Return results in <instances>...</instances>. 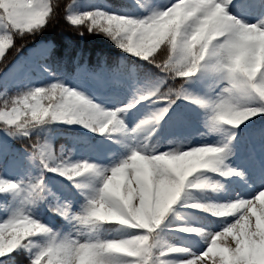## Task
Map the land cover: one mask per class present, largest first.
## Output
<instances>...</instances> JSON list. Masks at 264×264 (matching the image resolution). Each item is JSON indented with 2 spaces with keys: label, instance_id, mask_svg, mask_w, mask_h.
I'll list each match as a JSON object with an SVG mask.
<instances>
[{
  "label": "clouds",
  "instance_id": "obj_1",
  "mask_svg": "<svg viewBox=\"0 0 264 264\" xmlns=\"http://www.w3.org/2000/svg\"><path fill=\"white\" fill-rule=\"evenodd\" d=\"M72 2L27 0L26 14L10 18L11 0H0V74L28 44L60 25L81 37L108 39L158 69L157 78L111 108L65 83L62 75L46 83L0 81V132L17 139L37 167L65 177L84 197L80 210H74L72 198L52 196L43 171L22 184H0V192L25 194L0 221V256L26 250L23 264H186L177 254L188 250L186 242L202 240L201 264H226L218 245L231 252L230 264H264V186L246 192L254 181L236 162L240 134L264 121V12L242 15L237 0H125L119 5L103 0L84 10H73ZM255 3L264 9V0ZM41 67L56 75L49 65ZM198 74L214 80L205 94L188 87ZM181 99L204 110L206 131L197 135H215L213 142L193 143V135L170 124V111ZM141 102L147 110L130 127V110ZM53 124L81 125L129 154L110 168L75 158V144L33 135ZM169 160L182 165L178 170L157 167ZM144 164L154 183L169 177L167 197L160 205L154 197L149 215L136 211L141 206L138 171ZM121 170L127 174L124 194L134 193L130 203L112 192ZM42 202L70 225L68 231L38 218ZM178 204L219 218L223 226L214 231L211 219L195 224L189 219L194 213L177 211Z\"/></svg>",
  "mask_w": 264,
  "mask_h": 264
},
{
  "label": "rangeland",
  "instance_id": "obj_2",
  "mask_svg": "<svg viewBox=\"0 0 264 264\" xmlns=\"http://www.w3.org/2000/svg\"><path fill=\"white\" fill-rule=\"evenodd\" d=\"M101 2H103V0ZM89 3L90 0H73L72 9L81 10L88 6ZM242 15L251 18V15L247 11H244ZM50 45H52V42L48 40H41L35 45H29L25 49V52L19 53L16 57H14L5 72L0 74V81L14 84L19 80L27 78L33 80L36 83H42L47 73L39 65L38 59L45 56L49 52L51 49ZM209 77L210 76H200L198 74L188 87L192 92L201 94L198 90V86L206 83V81L209 80ZM70 85L78 88L80 91L85 92L93 100L101 103L105 107L111 108L127 103L133 95L134 88L138 85L144 84H140L135 77L125 83L124 79L117 73L100 76L89 70H83L82 72H77L74 75ZM142 105L145 106L142 107ZM146 110V102H141V105H137L135 109L130 110L128 117L129 126L131 127ZM188 113H195L200 116L202 120L204 119V110L199 108V106L195 105L191 101L185 99H181L177 105H174L169 115H173L177 128L182 129L183 118ZM63 125L78 129L81 131V133L72 134L70 139V133L66 135L62 133V131L58 130L57 127H54L53 129L47 130L44 137L51 138L55 144L61 143L58 142L59 138L67 137L70 140L69 144H75L77 147L75 158H89L110 168L113 164H116L115 159H124L129 154V152L126 151L127 148L116 144L115 141L110 140L107 137H100L97 141H93L90 134L97 133H92L81 125ZM203 131H206V129L202 130V132ZM215 139V135L208 137H200L198 135L193 143L213 142ZM11 141L12 137L0 132V178L6 180H15L22 184V182H27L30 179L34 180L35 178L39 177L43 171L45 182L52 190V196L61 195L63 198H72L73 200V194L81 195L79 190L76 189L75 185H73L65 177L60 176L58 173L42 170L41 168L37 167L36 164L29 159L30 154L25 149H18L14 147ZM262 146L264 148V144H262ZM247 169L250 172L254 183L252 184V187L246 188L245 191L252 192L257 187L264 186V184L261 183V178H264V169H259L258 167L252 166L248 167ZM24 195L25 194L20 191L0 192V221L8 217L10 214L9 209L17 206L24 198ZM197 195H200L198 191ZM52 196H50L49 199H52ZM213 198L223 199L224 197L221 195L214 196ZM46 205V202H42L40 204L39 208L37 209L38 218H42L44 222L49 223L53 227H57L56 223L53 221L52 215L46 213ZM73 208L76 211L80 210V207L75 206L74 202ZM176 209L177 211L181 212L194 213V215L189 217V219H191V221L195 224H200L201 214L199 213V210L185 209L183 208L182 204H178ZM171 219L172 216L169 217V220ZM165 223H168V221ZM222 226L223 225L216 222L213 230H219ZM165 231L174 233V230L171 229H165ZM184 247H186L191 252H199L203 250L204 242L202 240L196 242L188 241L184 244ZM217 247L220 248L226 255V264H230V262L233 260V256L229 249L220 245ZM25 252L26 250H16L15 252L8 253L6 255L13 256V264H17L15 255L23 253L24 255H21V257L27 258ZM177 255L184 256L185 253H180Z\"/></svg>",
  "mask_w": 264,
  "mask_h": 264
},
{
  "label": "trees",
  "instance_id": "obj_3",
  "mask_svg": "<svg viewBox=\"0 0 264 264\" xmlns=\"http://www.w3.org/2000/svg\"><path fill=\"white\" fill-rule=\"evenodd\" d=\"M102 0H90L88 6L101 2ZM67 2V0H66ZM125 0H107V3L113 5L123 4ZM86 6V7H88ZM72 7V4H71ZM84 7L81 10H84ZM240 14L244 11L249 12L251 18L259 16L264 9H262L255 0H237V9ZM41 40H50L54 49L51 47L49 52L38 59V63L42 65L45 63L52 68V72L56 75L46 74L42 83L50 82L57 78V75H62L64 82L70 84L72 78L77 72H82L87 69L101 76L118 73L126 82L132 78H136L140 84H146L154 81L157 78L158 69L154 66L142 62L139 58H134L126 53H123L108 39L99 35H90L81 37L77 33L67 28H61L57 25L55 28L43 32L36 41L28 44L20 53L25 52L29 45H35ZM53 52L51 59L46 60L49 53ZM123 61V62H121ZM181 100H178L177 105ZM170 124L177 128L176 121L173 115H169ZM202 119L195 113H188L183 118L182 130L188 134L193 135V141L198 136V132L205 129ZM264 121H255L248 128L240 134L239 140L236 143L238 148L237 163H242L246 168L248 167H264ZM57 127L58 130L64 134H78L80 130L64 126L63 124L42 125L33 135H40L44 138L45 133L49 129ZM242 128L244 126H241ZM93 141H97L101 136L97 134H90ZM58 142L69 143L67 137L59 138ZM14 147L18 149H25L22 144L17 140L11 141ZM73 202L75 206L81 207L84 202V197L78 194H73ZM47 214L52 215L53 221L57 227L63 226L64 231H68L70 225L58 214L53 213L47 205L45 206ZM201 215L200 224L207 223L209 219L212 221V228L219 218H209L207 214L199 212ZM23 253L15 255L17 264H23L25 257H21ZM92 259V257H88Z\"/></svg>",
  "mask_w": 264,
  "mask_h": 264
},
{
  "label": "snow or ice",
  "instance_id": "obj_4",
  "mask_svg": "<svg viewBox=\"0 0 264 264\" xmlns=\"http://www.w3.org/2000/svg\"><path fill=\"white\" fill-rule=\"evenodd\" d=\"M12 8L8 12L10 18H16L26 14L27 11V0H11ZM182 165V161L179 160H169L166 163H157V167L162 169H173L178 170ZM141 167V166H138ZM138 176L140 178V189L139 194L141 197V206L136 211L138 213L149 215L153 211V198L157 200V204L163 203L169 192V177L161 176L154 183L152 172L146 164L142 165L141 170L138 171ZM125 178V173L123 170L117 175L112 183V192L116 196H121L126 203H130L132 195L134 194L131 189L128 190L127 195L123 192V180ZM10 180L0 178V184H8ZM8 218V217H7ZM6 218V219H7ZM3 219L2 221L6 220ZM191 252L187 250L185 252L186 264H201L202 257L201 252ZM0 264H13V256L4 255L0 256Z\"/></svg>",
  "mask_w": 264,
  "mask_h": 264
},
{
  "label": "bare ground",
  "instance_id": "obj_5",
  "mask_svg": "<svg viewBox=\"0 0 264 264\" xmlns=\"http://www.w3.org/2000/svg\"><path fill=\"white\" fill-rule=\"evenodd\" d=\"M210 87H214V80H213V78L210 76L209 77V80H207L206 81V83H203V84H201L200 86H198V90H199V92L201 93V94H205V93H207L208 91H209V88ZM217 91H218V89H216ZM127 152H129L128 151V149L126 150ZM123 159H115V161H116V163H119V162H121ZM127 179V174L125 173V178H124V180H123V182H122V184H124V181ZM186 248V247H185ZM216 251L220 254V255H222L223 257H224V260H226V255L224 254V252L220 249V248H216Z\"/></svg>",
  "mask_w": 264,
  "mask_h": 264
}]
</instances>
